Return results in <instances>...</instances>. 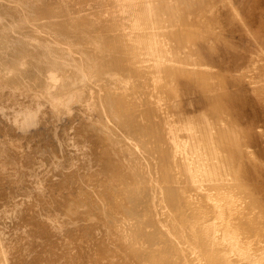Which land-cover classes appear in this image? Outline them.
I'll return each mask as SVG.
<instances>
[{"label":"bare ground","instance_id":"obj_1","mask_svg":"<svg viewBox=\"0 0 264 264\" xmlns=\"http://www.w3.org/2000/svg\"><path fill=\"white\" fill-rule=\"evenodd\" d=\"M0 264H264V0H0Z\"/></svg>","mask_w":264,"mask_h":264}]
</instances>
